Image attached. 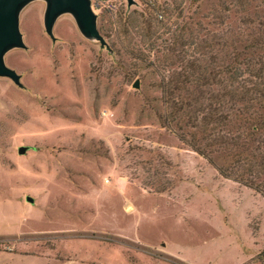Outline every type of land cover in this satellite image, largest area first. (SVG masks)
<instances>
[{"label": "rangeland", "instance_id": "rangeland-1", "mask_svg": "<svg viewBox=\"0 0 264 264\" xmlns=\"http://www.w3.org/2000/svg\"><path fill=\"white\" fill-rule=\"evenodd\" d=\"M90 1L105 43L72 12L52 37L32 0L4 55L20 84L0 76V264H261L264 196L179 135L244 160L219 117L264 89V0ZM151 21L178 28L172 52Z\"/></svg>", "mask_w": 264, "mask_h": 264}, {"label": "trees", "instance_id": "trees-1", "mask_svg": "<svg viewBox=\"0 0 264 264\" xmlns=\"http://www.w3.org/2000/svg\"><path fill=\"white\" fill-rule=\"evenodd\" d=\"M161 27L163 31L160 33V30L153 26L152 21L147 24L146 35L150 41V47L151 49H155V51L158 53L162 50H169L172 52V50L176 47L173 46V43L178 36L176 33L178 28L171 30V26L169 27L165 23ZM181 30L182 29H180V31ZM169 32L170 35L166 38H163L164 35ZM158 40L161 41L158 42ZM195 62L196 61L192 60L190 61L189 65L185 67L186 71L190 70V74L191 71H200V69L203 68L202 64H198L200 62ZM262 73L263 69H261L259 73V75H261L259 76L261 79L263 78ZM202 80L203 78H201V81ZM188 81H190V79L186 78L185 82ZM171 83H175L174 89H178V78H175ZM254 88L257 90L258 95H256V98L246 97L245 102L242 101L245 95H243L241 98H237L238 95L236 93L234 94L233 100H235L236 105L237 103L244 104L247 103L246 101H248L250 102L248 103V106H245L243 109H233L230 115H227L226 113V115L219 117V119H225L228 121L229 124L233 121L239 122V124L235 127L237 129L230 130L229 132L231 137L233 136L242 143L241 149L243 150L242 156L244 160H236L233 154H229L233 162L230 166L225 167L221 164L216 165L210 158L211 155L209 154H211V152H218L220 149L212 150L210 148L213 146L212 144H202V141L193 134L189 137L182 134L179 136L196 152L207 157V159L216 166L221 175L243 183L264 196V89H259L258 87ZM165 93L169 94L168 88L165 89ZM248 107H253L257 110H249ZM231 126L234 127L233 124H231ZM217 129L218 128H215V130ZM241 136L243 139H241ZM245 153H247L246 156L244 155ZM258 261L259 263L264 264V251L259 254Z\"/></svg>", "mask_w": 264, "mask_h": 264}, {"label": "water", "instance_id": "water-1", "mask_svg": "<svg viewBox=\"0 0 264 264\" xmlns=\"http://www.w3.org/2000/svg\"><path fill=\"white\" fill-rule=\"evenodd\" d=\"M30 1L32 0H0V76L11 77L17 84H20V75L16 70L5 65L4 55L11 47L25 46L19 27V12ZM129 2L133 3V0H129ZM63 12H72L85 34L95 36L105 43L97 28L96 15L90 0H48L45 24L47 32L52 37H54L53 24ZM134 86L138 87L139 82L136 81ZM28 149H30L29 146H21L19 153L24 154ZM27 200L34 202V198L31 196H28Z\"/></svg>", "mask_w": 264, "mask_h": 264}, {"label": "crops", "instance_id": "crops-1", "mask_svg": "<svg viewBox=\"0 0 264 264\" xmlns=\"http://www.w3.org/2000/svg\"><path fill=\"white\" fill-rule=\"evenodd\" d=\"M27 197H28V196H27ZM31 197H32V196H31ZM30 203H32V202H30ZM33 203H35V198H34V202H33ZM33 203H32V204H33Z\"/></svg>", "mask_w": 264, "mask_h": 264}]
</instances>
